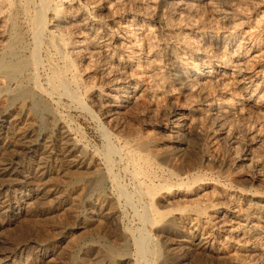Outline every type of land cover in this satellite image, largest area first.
<instances>
[{"label": "rangeland", "instance_id": "obj_1", "mask_svg": "<svg viewBox=\"0 0 264 264\" xmlns=\"http://www.w3.org/2000/svg\"><path fill=\"white\" fill-rule=\"evenodd\" d=\"M231 1L240 2V8L246 11L244 16L237 15L246 22L242 29H250L252 39L257 41H254L257 50L264 48V0ZM22 2L0 0V53L12 34L13 16L17 18L23 41L20 54L29 56L34 49L35 38L28 16L20 9ZM159 2L49 0L50 10L45 15L47 31L42 37L36 70L38 87L41 86L39 90L33 86L26 77L29 72L25 74V82L29 84L25 85L47 103L53 117L42 111H36L31 117L28 102L11 103L7 95H0V125L12 120L10 128L0 133V157L19 156L22 146L15 149L10 145L20 143L21 132L39 141L37 152L28 156L21 154L32 175L4 176L0 180V263L146 264L139 261L133 241L150 237L160 249L154 264H161L168 249L174 246L175 251L169 249L172 252L169 264H264V237L233 235L226 226L220 228L216 222V211L224 213L228 209L252 220L264 217V106L246 103L234 77L226 86H210L206 90L209 91L206 97H210L206 98L197 91H181L167 72L153 79L142 75L143 58L136 57L138 49L136 53V49L127 47L132 35L128 25L134 20L135 34L147 22L156 34L157 45L170 44L171 36L165 39L157 24V14L162 9ZM29 3L27 6L34 13L39 1ZM209 3L188 15L182 24L196 29L205 20L215 33L229 31L219 17L225 10L229 11L227 6L220 3L213 7ZM56 9H62L61 23L55 21ZM49 36L58 41L56 48L50 47ZM191 36L194 41L200 38L196 34ZM164 50L162 47L157 58L155 54H150V58L159 60V66L166 70L170 56ZM248 65L254 80L252 89H257V96L263 99L264 56L255 57ZM57 70L66 73L68 91L51 85L52 73ZM124 80L131 86L122 91ZM3 82L0 76V88ZM205 98L220 103H210ZM233 101L244 103L231 107ZM191 107L199 109L201 114L190 112ZM218 107L224 111L221 127L208 114L216 112ZM179 124L183 126L178 128ZM183 137L188 142L185 145L178 142ZM157 142L161 153L153 150ZM143 144H147L148 155L153 160L150 176L139 173L129 154L130 150L142 151ZM108 147L114 151H109ZM168 152L171 158L166 160L161 155ZM243 154H247V159ZM209 155L215 161H209ZM254 161L260 162L262 167L256 168ZM42 162L45 173L35 176L33 171ZM76 175L104 178L101 185L92 190L87 179L73 181ZM148 183L158 188L156 194L142 191ZM128 194L133 197L128 198ZM259 200L263 207L260 205L257 209ZM12 204L22 209L10 208ZM152 206L162 211L163 216L152 211ZM239 208L243 209L242 213ZM90 210L94 211V220L87 218ZM167 222L171 224L163 231ZM175 223L184 230L196 228L210 243L211 251L184 243L188 230L175 231ZM65 231L70 238L63 241L61 236ZM120 250L121 254L129 256L128 262L121 263L114 255V251Z\"/></svg>", "mask_w": 264, "mask_h": 264}, {"label": "bare ground", "instance_id": "obj_2", "mask_svg": "<svg viewBox=\"0 0 264 264\" xmlns=\"http://www.w3.org/2000/svg\"><path fill=\"white\" fill-rule=\"evenodd\" d=\"M23 1H24V3L22 2L23 4H20V9H22V11L28 16L27 21L30 24L29 25L31 27L30 30H32V32H33L32 34L35 38V40L33 39L35 41V42L33 41L35 43V44L33 43L34 49L29 56H25L23 54H20L23 41L21 39V35H20V31H19L20 29H18V26H17L16 21H15L17 18L15 19V18H13L14 17L13 16L12 17V26H11L12 34H11L10 38L8 39V41L6 42V44L4 45L5 46L4 51L2 53H0V76L3 78V81H4L2 87L0 88V95H3V94L7 95L9 97L8 100L11 103H16L17 101L28 102L29 105H28V108L27 107L26 108L28 110V113L31 115V117H32V114H34L36 111H42V112L46 113L48 116L53 117V113L49 110V106L47 105V103L44 100H42L41 97L35 91H33V89L27 87L26 85H28L29 83L26 84L27 81L25 82V74L27 72H29V73L31 72L30 74L28 73V76H26V77H28L29 81L33 84V86H36V88H38V90H39V87L41 86L39 84L40 86L38 87V83H37L38 77L36 74V70L38 69L39 63H40L38 53L40 52V50H39L40 46H42L41 45V41H43L42 37H44V33L47 31V21H46L47 17H45V15H47V13H48L47 11L50 10L49 9L50 8L49 0H38L39 1V4H37L38 8H37V10H34L35 11L34 13H32L31 12L32 10H30L27 6L30 4L29 2L31 0H23ZM207 1H209L210 3ZM205 3H207V4L209 3L213 7H216L220 3L227 6L229 11L225 10L224 12L219 14V17H220L221 21L224 23L225 28H227V27L229 28V29L227 28L229 31H223L221 33H217V32L215 33L214 31L211 30L212 26L210 27L207 24V22H204L205 20L202 23H200V27L196 26L197 27L196 29L189 27V24H188V27L186 25L184 26V24H182V21L184 22L183 19H186L188 17V15L195 14L196 13L195 11H198V9L200 7H203L204 6L203 4H205ZM239 3L238 2L234 3V1L232 2L231 0H160L159 8H162V9H159V12L157 14V24L159 25V29L161 30L162 34H164V36H166L165 39L168 38V36H171V38L170 37L168 38V42H170V44L167 43L168 45H165V43L163 44L161 42L159 43V45H157V43H155V41H156L155 35L156 34L154 33V30H152V27H150V24H148L147 22H144L142 24L143 27H141V29H139L135 34H133V29L135 28L134 20H130V24L128 25V31L130 33H132V35H131V40L129 42V45L127 44L128 45L127 47L130 48L131 50L136 49V53H137V49H138V53H137L136 57L139 60L141 58H143V62L140 64V67H141L140 71L143 70L142 75H144L150 79L151 78L153 79V78L157 77L158 75H160L162 72H167L169 75H171L174 78L175 82L178 84L179 89L181 91H185V92L186 91L187 92H194V91L196 92L197 91L198 94H201L205 97H206V94L209 93V91L206 92V90L210 86H212L213 84L226 86L231 81L230 79H233V77H234L237 80V83H239V86L241 87L242 95L244 96L243 99L246 101V103H248L254 107H260V106L263 107L264 106V100H263L264 98L260 99L262 96L259 95L260 98L257 96V94H256L257 89L256 90L254 88L252 89V86L254 85V80L251 77L252 75L250 74L251 71L249 70L248 64L251 60L255 59V57L264 56V48L257 50V46L254 45L255 42H257V41H255L256 39H252L253 37L250 34V32L248 31L250 29H248L247 31L242 29V28H244L243 25L246 22H244V20H242V17L239 18L237 15L240 14V15L244 16L246 14V11H243L242 8H240ZM164 6L166 7L165 9H163ZM147 10L149 13L148 7H147ZM62 13H63L62 9H56V14H55L54 18L56 19L55 21H57L58 23H61V21H62ZM174 17L176 19H174ZM63 19H64V17H63ZM188 23H190V22H188ZM252 27H255V26H252ZM249 28H250V26H249ZM259 28H257V29H259ZM52 34H54V33H52ZM193 34L199 35L200 38L197 41H194V39L192 40L191 35H193ZM55 35H56V33H55ZM55 35L53 37H55ZM154 36H155V39H154ZM257 36H258V34H257ZM53 37L49 36L48 42H49L50 47L52 46V47L56 48L58 46V41ZM156 42H159V41H156ZM174 42H176V43H174ZM173 43L175 45H173ZM162 47L165 48L166 52L169 53V56H170V58L168 59L169 63H168V67L166 70L163 66H161V67L159 66V64L157 62L159 60H157V61L155 60L159 56V54L157 52L160 49H162ZM165 50H164V52H165ZM150 54H155V55L158 54V56L156 55V58L154 59V57L150 58ZM229 54L231 55L230 57H229ZM232 59H234V61H232ZM160 60H161V58H160ZM133 61H135V60H133ZM64 70H57V71H54V73H52L53 76H52V82H51L52 84L51 85L53 86V88H56V87L62 88L63 87L64 91H68V88H67L68 86H67V84L65 82V78H64V75H66V73L64 74ZM123 83H124V86H122V91H125L128 87L131 86V83L127 80H124ZM68 95H69V93H68ZM122 96H124V93L122 94ZM207 97H210V96H207ZM73 98L77 99L78 97L74 96ZM206 98H205V100H206ZM206 101H211L210 103H216V104L220 103V101L218 102L217 100H209L208 99ZM238 103L242 104L244 102L240 103L239 101H237V102L233 101V102H231V107H234L235 105L238 106ZM199 108H201V107H199ZM18 109H19V106H18ZM198 110L199 109L194 108V107L190 108V112H192L193 114H198V113L201 114V111H198ZM201 110H203V109H201ZM204 110H206V109H204ZM237 110H239V109H237ZM206 111L208 112L209 110H206ZM223 113H224V111L221 107H218L216 112H212V111H210V113L208 112V114L213 116V119L216 120L218 122V124H220L219 125L220 127L222 126V116H224ZM14 117H15V115H14ZM16 117H17V115H16ZM11 122H12V120L9 122H7V120H6V123L0 125V133H2L4 130H7L10 128V126L12 124ZM182 126H181V124H179L178 128H180ZM12 128L14 129V127H12ZM220 132H221V130H220ZM28 135H29L28 133L21 132L20 133V140H19L20 143L14 142L10 145V148L16 147L15 149H18L20 147V145L22 146L21 152L19 151L21 148L19 150H16V151H19L18 152L19 156H14V158L12 157L9 159L8 158L6 159V157H3V158L0 157V180L1 181H2L1 177L4 178V176H8L10 178V176H14V175L16 176L19 174H23L24 177H25V175L26 176H29L30 174L32 175V172L29 171L28 166L26 164H24V161H22L23 158H25V157H21V154L23 156H28L30 154H33V152H35V151L37 152L39 149V141L37 139H34L35 137L30 138ZM184 139L185 138L183 137V139L179 140L178 141L179 144L185 145L186 143H188ZM42 143L44 144V142H42ZM146 145L147 144H143L142 151L130 150L131 152L129 154H130V157L132 158V161H134V163L138 167L139 173H142V175H145V176H150L151 171H149L150 170L149 168L152 165L153 160L148 155ZM109 147H108L109 151H114L113 150L114 148L112 149ZM177 147H179V146H177ZM153 148H154V146H153ZM45 149H47V148H45ZM151 149H152V147H151ZM163 149H164V147H163ZM153 150H156L157 153H159V152L161 153L162 149H161L160 145L158 144V142L155 144V149H153ZM150 151H152V150H150ZM167 151H165V152H167ZM177 151H179V149ZM169 152H171V151H169ZM169 152L164 153L161 156H163V158H166V160H167V158L170 159L171 155L169 154ZM13 153H14V151H13ZM154 153H155V151H154ZM112 154H113V152H112ZM171 154H172V152H171ZM109 155L110 154L108 153V156ZM177 155H178V153H177ZM211 155L208 156V160L209 161H211V160L215 161L212 157L213 155L212 156ZM30 157H32V156H30ZM46 157H45V159H46ZM128 157H129V155H128ZM243 158L247 159V154H243ZM173 159H174V157H173ZM41 161H42V159H41ZM40 164H41V162H40ZM43 164H45V163L42 162V165H39V163H38L39 166H37V168H35V171H33L35 173V176H38V177L43 176V174L45 173ZM253 165L256 168H259L261 166L260 162H258V161H254ZM186 170H188V168ZM134 171L136 172V170H134ZM23 175H22V177H23ZM32 178H34V177H32ZM103 178L104 177L99 176V175L98 176H92V177L90 176L88 178L82 177L80 175H76L72 179H73V181H79L80 179L81 180L87 179L92 184L91 189L94 190L96 187L101 185ZM13 179H15V178H13ZM142 183L144 184V182H141V184ZM145 185H146V183H145ZM145 187H146V190L143 189L142 191H145V192L147 191V193L151 194V195L156 194V192L158 190V188L155 185H151L149 183ZM87 190H89V189H87ZM128 196H129V194H128ZM130 197L131 196H129L128 198H130ZM110 200H111V196H110ZM253 200H254V198H253ZM130 201H131V199H130ZM168 202H170V201H168ZM256 203H258V202H256ZM260 203H261V201L259 200V203H258L259 205H257V207H256L257 209H260V207H258L260 205H261V207H263V205ZM236 205L237 204H235V207H236ZM148 206H146V208ZM149 207H151V206H149ZM213 207H215V206H213ZM221 207H223V206H221ZM10 208L20 209V210L22 209V207L20 205L18 206V205H13V204H12V206H10ZM240 208H239V210H241V213H242L243 209H240ZM156 209L154 206H152V211H154V212L156 211L157 215L159 217H162L163 212L157 211ZM250 211H251V209H250ZM150 213H151V211H150ZM248 214H249V212H248ZM140 215H142V214H140ZM142 216H144V215H142ZM146 217H147V215H146ZM87 218L89 220H94V218H95L94 217V211L90 210ZM216 218H217L216 222L219 225V227L221 228V227L226 226L228 228L229 232L233 235H237V236H241V237L248 235V237L251 236V237H254L257 239L260 238L261 236L264 237V217H258L256 219L253 218V220H252L250 218L243 217L242 215H239L238 212L234 209H228L224 213H221L220 211L219 212L216 211ZM143 220L145 221V219H143ZM176 220H178V219H176ZM177 223H175V225H174L175 231L186 232L188 230L189 234H188V236H186L185 239H183L184 243L189 244L190 246H193V245L197 246V247L199 246V247L203 248L204 251L205 250L211 251V248H210L211 245H209L210 243L206 240V238L203 237V235H201L198 232V230L196 228H194V227L189 228V227L185 226L188 229L185 228L186 230H184L182 228V226L180 224H177ZM169 224H171V223L167 222L163 226L162 230L164 229L163 231H165L166 227H168ZM154 225H155V223H154ZM184 225L185 224H183V227H184ZM68 234L69 233H67L65 231V233H63L62 236L60 235L61 239L63 241L69 239L70 237ZM139 234H141V233H139ZM163 234L164 233H161V235H163ZM124 235H126V233ZM168 235H170V234H168ZM126 237H130V236L126 235ZM126 237H125V239H126ZM150 239H151L150 237H147V238L141 237V238H136L135 241H133V242H135V245L137 248V255H138L139 261L143 260L146 262V264H154L153 263L154 258H156V256L158 257L159 256L158 252H160V249L157 248V245L155 243H153V241H151L153 239H151V240ZM162 240H164V239H162ZM167 240H165V242ZM98 242L100 244V241H98ZM176 243H178V242H176ZM122 245L123 244H121V246ZM190 246H188V247H190ZM114 247H116V246H114ZM174 247L169 248V249H172V251H173ZM179 247H181V246H179ZM106 248L107 247H105V249ZM169 249L166 253L167 255L165 256V258L162 259L163 261L161 260L162 261L161 264H169L170 263L169 259H170V254L172 252ZM179 249H177V250H179ZM114 253H115L114 255L120 260L121 263L129 261V256L121 254V250L120 251H114ZM178 253H180V252H178ZM159 254H161V253H159ZM160 257H161V255H160ZM138 258H136V260ZM136 260H135V262H136ZM159 260H160V258H159ZM6 261H7V259H6ZM0 264H2V263H0ZM129 264H131V263H129Z\"/></svg>", "mask_w": 264, "mask_h": 264}]
</instances>
